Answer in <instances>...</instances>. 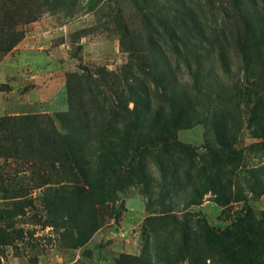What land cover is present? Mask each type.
<instances>
[{"label": "rangeland", "instance_id": "1", "mask_svg": "<svg viewBox=\"0 0 264 264\" xmlns=\"http://www.w3.org/2000/svg\"><path fill=\"white\" fill-rule=\"evenodd\" d=\"M235 1L0 0L24 31L0 54V118L28 119L0 136V264H132L146 254L170 264L185 249L205 264H251L201 235L205 223L236 234L249 208L264 231V60L249 39L244 50L226 40ZM241 1L264 17V0ZM174 2L206 18L198 51L218 79L197 75L167 41ZM164 108L188 119L172 134L194 159L158 139ZM213 165L233 172L230 204L207 182Z\"/></svg>", "mask_w": 264, "mask_h": 264}, {"label": "trees", "instance_id": "2", "mask_svg": "<svg viewBox=\"0 0 264 264\" xmlns=\"http://www.w3.org/2000/svg\"><path fill=\"white\" fill-rule=\"evenodd\" d=\"M253 5L250 7L241 0L235 1L234 9L237 11V19L232 18L234 22L224 24V31H227L226 40H230L231 37L235 38V43L240 45L243 50L244 45L246 44V39H249L250 42L248 46L252 47V50L256 46L258 50H256V54L259 58L264 60V51H260V44L264 45V17L262 16V8H259L257 2L253 1ZM12 5L15 9H18L15 1L12 2ZM6 4L0 7V54H5L10 52L17 44H19L23 37L24 31L19 30L20 25H22L17 18H12L9 13L5 12ZM164 13V22L163 27L165 29V35L167 41L172 45L175 49L176 53L180 56L185 54V62H187L188 67L190 68L189 62L196 63V67L198 68L197 75H201L204 71L208 72V76L212 79H218V75L215 73L214 69H209L207 64L202 61L203 54L198 51V48L204 50L203 40L206 32L208 24H205L206 18L204 17V22L201 20L200 13H196L193 8H190L186 5H181V3L174 2L171 6L165 7ZM243 10H246L245 12ZM226 14L227 12L224 11ZM9 17V18H8ZM231 20L229 16H227V21ZM210 27H208L209 29ZM215 31V30H213ZM245 34V36H243ZM202 37V38H201ZM249 52L251 50L249 49ZM252 57V56H251ZM164 62H169V58L167 52H163ZM221 62H230V56L226 52H220ZM170 67V65H169ZM171 71V69H170ZM226 73L230 72L229 65H225ZM192 72V76H194ZM178 83V79L176 80ZM146 113L152 111L150 98H147L146 104ZM169 113L166 111V108L160 111L159 115H157L153 122L156 124L159 133H161V137L158 138L164 145H177V149L179 152L187 155L189 158L194 159L195 153L192 148L187 146H180L174 143L173 139V130L182 129L184 125L187 123L188 119L184 120L183 117L173 119ZM21 116L8 117V118H0V136H10L12 133L19 127H23L28 123V119L19 118ZM156 128V131H157ZM155 132V131H154ZM167 136V138H165ZM168 152V151H167ZM227 156L226 160L229 163L235 158H230ZM221 164V162H220ZM234 167L233 163L231 164ZM213 169H215L216 173L210 174L207 182L210 183L212 192H214L217 196L220 197V204H230V199L225 198V194L229 192L232 197V185L233 182L231 177L233 176V172L229 175L224 173H220L216 166L213 165ZM189 172L186 173V176ZM76 181L75 176L73 174L69 175V183ZM201 186L194 185L193 194H192V204L198 205V201L202 196ZM237 199V193H236ZM242 201V200H240ZM249 222L248 225H245ZM233 227L237 231L236 234H231V232H220L211 228L208 224H204V231L202 237L213 247L222 249L226 254L228 252L243 254L249 259L251 264H264V231L262 230L261 222H258L253 215L252 210L249 208L247 213L243 216V218L239 219V223L234 224ZM184 245L188 246V242L184 240ZM209 245V246H211ZM233 245V246H232ZM223 248H229L230 251L224 250ZM190 257V253L187 249L184 250V253H181V256L175 258L170 261V264H186L187 259H189V264H205L204 261L200 257L188 258ZM132 264H153L152 261L148 260L147 254L146 257L133 258L130 260Z\"/></svg>", "mask_w": 264, "mask_h": 264}]
</instances>
